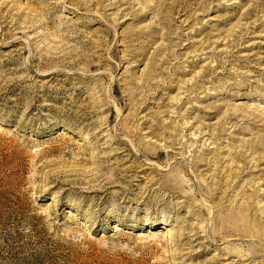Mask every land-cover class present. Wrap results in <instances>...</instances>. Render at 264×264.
<instances>
[{
  "label": "rangeland",
  "instance_id": "374dc122",
  "mask_svg": "<svg viewBox=\"0 0 264 264\" xmlns=\"http://www.w3.org/2000/svg\"><path fill=\"white\" fill-rule=\"evenodd\" d=\"M0 264H264V0H0Z\"/></svg>",
  "mask_w": 264,
  "mask_h": 264
}]
</instances>
